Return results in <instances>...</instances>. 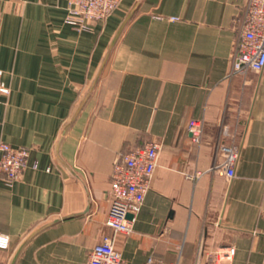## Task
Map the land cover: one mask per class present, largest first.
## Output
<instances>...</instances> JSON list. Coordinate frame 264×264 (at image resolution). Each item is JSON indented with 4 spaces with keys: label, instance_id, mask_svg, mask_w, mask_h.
<instances>
[{
    "label": "crops",
    "instance_id": "obj_1",
    "mask_svg": "<svg viewBox=\"0 0 264 264\" xmlns=\"http://www.w3.org/2000/svg\"><path fill=\"white\" fill-rule=\"evenodd\" d=\"M136 2L78 31L65 0H0V142L30 150L18 180L0 176V263L25 243L16 264H81L110 232L115 162L159 140L134 231L116 240L127 262L197 264L233 245L232 264H264V69L230 74L248 0H142L73 119ZM223 138L240 149L232 179L211 169Z\"/></svg>",
    "mask_w": 264,
    "mask_h": 264
},
{
    "label": "built area",
    "instance_id": "obj_2",
    "mask_svg": "<svg viewBox=\"0 0 264 264\" xmlns=\"http://www.w3.org/2000/svg\"><path fill=\"white\" fill-rule=\"evenodd\" d=\"M67 5L66 22L78 31H91L96 21L107 19L123 0H65ZM171 17V20H177ZM238 36L235 39L231 75H244L249 71L260 72L264 69V0H248L241 16L237 19ZM10 85L5 79V71L0 68V122L4 97L9 95ZM187 130L196 143H201L204 133V121L193 118L188 122ZM229 136L228 129L224 137ZM162 142L148 141L121 155L115 162L112 172L110 193L112 204L105 225L110 232L103 233L99 243L88 252L81 264H130L116 247L117 237L131 235L151 189L152 180L159 165ZM219 159L211 168L227 179L236 175V166L240 157L237 144L225 138L219 144ZM28 147H17L9 142H0V176L12 185L29 165ZM200 173L187 174L197 178ZM132 214V217H129ZM11 238L0 232V249H9ZM236 247L229 245L210 251L204 262L197 264H232ZM150 257L142 264H154ZM8 264V263H0ZM162 264H178L164 262Z\"/></svg>",
    "mask_w": 264,
    "mask_h": 264
},
{
    "label": "water",
    "instance_id": "obj_3",
    "mask_svg": "<svg viewBox=\"0 0 264 264\" xmlns=\"http://www.w3.org/2000/svg\"><path fill=\"white\" fill-rule=\"evenodd\" d=\"M141 1H142V0H137V2L135 3L134 7L130 10V12L128 13V15H127V16L125 17V19L123 20L121 26L119 27V29H118V31H117V33H116V35H115V37H114V39H113L111 45H110V47H109V49H108V51H107V54H106V57H105L104 62H103V64H102V67L100 68V70H99V72H98V74H97V76H96V78H95V81H94L93 85L91 86L90 90L88 91L87 95L85 96L84 101L81 103V105L79 106L78 110L76 111V113H75L73 119L75 118V116L77 115V113L79 112V110L81 109V107L83 106V103L85 102V100L88 98V96L90 95V93L92 92V90L94 89V87L96 86V84L98 83V81H99V79H100V77H101V75H102V72H103L104 66H105V64H106V62H107V60H108V58H109V56H110V54H111V52H112V50H113L115 44H116V42H117V40L119 39V37H120V35H121L123 29H124L125 26L127 25V23L130 21V19H131L132 16L134 15V13H135V11L137 10V8H138L139 4L141 3ZM73 119H72V120H73ZM70 123H71V121H70ZM70 123H69V125H70ZM67 127H68V126H67ZM67 166L71 169V171H72L76 176H78L77 173H75L74 170H73L68 164H67ZM78 177H79V176H78ZM88 210H89V206L85 209V211H83V213L88 212ZM132 216H133L132 214H129V217H132ZM59 220H60V219H58V221H59ZM56 221H57V220H56ZM56 221H53V222H51L50 224L55 223ZM24 244H25V243H24ZM24 244H23V245L20 247V249L17 251L16 255L14 256V258H13V260L11 261L10 264H16L17 258H18V256H19V254H20V252H21V250H22Z\"/></svg>",
    "mask_w": 264,
    "mask_h": 264
},
{
    "label": "rangeland",
    "instance_id": "obj_4",
    "mask_svg": "<svg viewBox=\"0 0 264 264\" xmlns=\"http://www.w3.org/2000/svg\"><path fill=\"white\" fill-rule=\"evenodd\" d=\"M77 256L79 257V256H81L80 254H77Z\"/></svg>",
    "mask_w": 264,
    "mask_h": 264
}]
</instances>
